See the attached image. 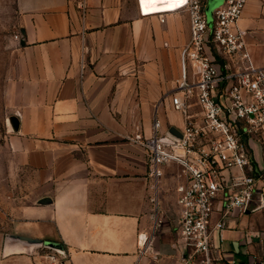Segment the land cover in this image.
Masks as SVG:
<instances>
[{
	"label": "crops",
	"instance_id": "1",
	"mask_svg": "<svg viewBox=\"0 0 264 264\" xmlns=\"http://www.w3.org/2000/svg\"><path fill=\"white\" fill-rule=\"evenodd\" d=\"M81 1L13 0L18 39H0V264H51L11 234L61 242L66 264H181L179 167L164 166L153 188L147 151L127 136L136 125L150 136L156 117L184 127L171 95L189 14L86 0L82 16ZM237 26L264 67V0H248ZM251 152L264 176V139ZM252 213L230 216L227 258L264 255V225L241 219Z\"/></svg>",
	"mask_w": 264,
	"mask_h": 264
},
{
	"label": "built area",
	"instance_id": "2",
	"mask_svg": "<svg viewBox=\"0 0 264 264\" xmlns=\"http://www.w3.org/2000/svg\"><path fill=\"white\" fill-rule=\"evenodd\" d=\"M247 3L224 0L209 21V0H176L158 9H145L139 0L142 16L159 14L164 20L171 11L189 14L190 38L182 48L181 77L171 95L172 108L184 118L181 137L163 130L157 117L150 136L140 125L127 136L147 151L153 188L164 166L179 167L181 264H241L227 258L223 247L228 220L235 210L247 213L264 207V195L257 190L264 176L251 152V141L264 139V67L256 64L245 32L237 26ZM80 10L85 16L86 0ZM219 203L220 216L215 218ZM140 240L145 244L147 236ZM47 250L51 264H66L65 252ZM242 263L264 264V255Z\"/></svg>",
	"mask_w": 264,
	"mask_h": 264
},
{
	"label": "rangeland",
	"instance_id": "3",
	"mask_svg": "<svg viewBox=\"0 0 264 264\" xmlns=\"http://www.w3.org/2000/svg\"><path fill=\"white\" fill-rule=\"evenodd\" d=\"M222 0L221 3H223ZM12 2L13 0H0V39H6L10 36L15 35L19 30L15 26V22L17 21L16 18L13 16V9H12ZM219 3V4H221ZM218 4V5H219ZM208 8V6H207ZM215 7L212 8L211 12L206 10L207 16L209 17V21H212V13ZM256 218V223L261 228L264 225V207L261 208L259 211L252 213L251 215L247 216L246 218H241L243 221L249 219L250 217ZM240 219V220H241ZM241 220V222H242ZM45 249V248H44ZM47 250V249H46ZM240 258L244 260H248V256L244 253L238 255Z\"/></svg>",
	"mask_w": 264,
	"mask_h": 264
},
{
	"label": "water",
	"instance_id": "4",
	"mask_svg": "<svg viewBox=\"0 0 264 264\" xmlns=\"http://www.w3.org/2000/svg\"><path fill=\"white\" fill-rule=\"evenodd\" d=\"M221 2H222V0H209L207 11L211 12L212 8L216 7ZM208 19H209V17H208ZM168 129H169L168 131L171 134L181 137L182 134L178 128L171 126ZM40 201H41V203H47V202H50L51 199L46 197ZM9 238L24 241L25 243H27L29 245H39V246H42L46 249H51V250H55V251L62 252V253L65 250L63 244L61 242L55 241V240L33 238V237H29V236L14 235V234L9 235ZM241 264H243V263H241Z\"/></svg>",
	"mask_w": 264,
	"mask_h": 264
},
{
	"label": "bare ground",
	"instance_id": "5",
	"mask_svg": "<svg viewBox=\"0 0 264 264\" xmlns=\"http://www.w3.org/2000/svg\"><path fill=\"white\" fill-rule=\"evenodd\" d=\"M140 1L145 9L165 8L176 3V0H154V2H152V0H147V2L144 3H142V0Z\"/></svg>",
	"mask_w": 264,
	"mask_h": 264
},
{
	"label": "snow or ice",
	"instance_id": "6",
	"mask_svg": "<svg viewBox=\"0 0 264 264\" xmlns=\"http://www.w3.org/2000/svg\"><path fill=\"white\" fill-rule=\"evenodd\" d=\"M144 2H147V0H142V3H144ZM152 2H154V0H152Z\"/></svg>",
	"mask_w": 264,
	"mask_h": 264
}]
</instances>
